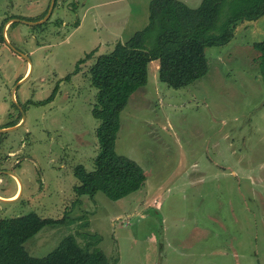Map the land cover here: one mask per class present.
<instances>
[{
	"label": "rangeland",
	"instance_id": "374dc122",
	"mask_svg": "<svg viewBox=\"0 0 264 264\" xmlns=\"http://www.w3.org/2000/svg\"><path fill=\"white\" fill-rule=\"evenodd\" d=\"M179 1L196 9L204 0ZM151 2L0 0V128L21 125L0 134V197L17 199L0 202V220L64 219L27 241L37 258L73 236L111 264H264V70L253 48L264 16L208 48V74L188 87L162 83L159 62L150 64L116 143L145 171L141 190L116 201L74 192V169L93 170L100 152L89 71L145 28ZM57 84L55 100L36 104Z\"/></svg>",
	"mask_w": 264,
	"mask_h": 264
},
{
	"label": "trees",
	"instance_id": "16d2710c",
	"mask_svg": "<svg viewBox=\"0 0 264 264\" xmlns=\"http://www.w3.org/2000/svg\"><path fill=\"white\" fill-rule=\"evenodd\" d=\"M226 7L228 14L220 25ZM263 16L264 0H204L196 9L179 0H152L145 28L127 41L117 43L111 53L100 55L89 71L91 83L98 90L92 114L99 122L100 152L93 170L83 165L74 169L78 181L75 194L95 196L102 192L116 201L145 185V171L134 160L119 155L116 143L121 114L131 98L148 84L151 63L159 62L162 83L174 89L188 87L208 74V48L227 45L234 39L239 24ZM253 48L260 54L256 61L264 70V41L255 43ZM91 57L92 53L80 60L73 74H78L80 65ZM70 78L67 76L65 80ZM58 90L59 86L38 105L50 103ZM63 224L64 219L42 218L36 213L1 219L0 264H111L101 249H85L73 236L65 238L46 257L37 258L28 253L27 241L47 226Z\"/></svg>",
	"mask_w": 264,
	"mask_h": 264
},
{
	"label": "water",
	"instance_id": "95a60500",
	"mask_svg": "<svg viewBox=\"0 0 264 264\" xmlns=\"http://www.w3.org/2000/svg\"><path fill=\"white\" fill-rule=\"evenodd\" d=\"M54 1H55V0H53V5H54ZM53 5L51 6V9H50V10L53 9ZM41 23H43V22H41ZM41 23H40V24H41ZM30 24H34V23H30ZM26 80H27V78L24 79L23 81H21L18 85H20L21 83L25 82ZM20 126H21V125H17V126H15V127H10V128L1 129V130H0V134H1V133H7V132L12 133V132H14V131H17V130L20 128ZM9 174H10L12 177L15 175V174H13V173H11V172H9ZM21 191H22V187H21ZM19 196H21V194H19ZM16 200H17V199H16ZM16 200H15V199L4 200L3 198L0 197V202H3V203H12V202H15Z\"/></svg>",
	"mask_w": 264,
	"mask_h": 264
},
{
	"label": "flooded vegetation",
	"instance_id": "af4514ba",
	"mask_svg": "<svg viewBox=\"0 0 264 264\" xmlns=\"http://www.w3.org/2000/svg\"><path fill=\"white\" fill-rule=\"evenodd\" d=\"M57 86H59V84H57L56 87H57ZM56 87H55V89H56ZM55 89H54V90H55ZM54 90H53V92H54ZM53 92L51 93V95L53 94ZM58 92H59V90H58ZM58 92H57V94H58ZM51 95H50V96H51ZM50 96H49V97H50ZM49 97H48V98H49ZM56 97H57V95H56ZM56 97H55V98H56ZM48 98H47V99H48ZM55 98H54L53 100H55ZM47 99H46V100H47ZM53 100H52V101H53ZM43 101H44V100H43ZM52 101H51V102H52ZM38 103H39V102H38ZM38 103H36V104H38ZM43 105H44V104H43ZM10 127H13V126H10ZM10 127L7 126L6 128H10ZM0 129H5V128H0ZM18 130H19V129H18ZM17 192H18V191H17Z\"/></svg>",
	"mask_w": 264,
	"mask_h": 264
},
{
	"label": "crops",
	"instance_id": "0c3cea01",
	"mask_svg": "<svg viewBox=\"0 0 264 264\" xmlns=\"http://www.w3.org/2000/svg\"><path fill=\"white\" fill-rule=\"evenodd\" d=\"M6 28V27H5ZM157 67L159 68V64H157ZM28 71H29V69H27V73H28ZM26 73V74H27ZM19 186V188H20V185H18ZM19 188H18V191H19Z\"/></svg>",
	"mask_w": 264,
	"mask_h": 264
}]
</instances>
